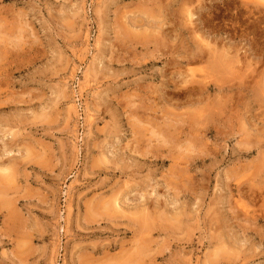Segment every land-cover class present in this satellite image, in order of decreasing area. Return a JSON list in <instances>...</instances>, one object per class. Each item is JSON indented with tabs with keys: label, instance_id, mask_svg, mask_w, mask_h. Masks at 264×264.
<instances>
[{
	"label": "rangeland",
	"instance_id": "obj_1",
	"mask_svg": "<svg viewBox=\"0 0 264 264\" xmlns=\"http://www.w3.org/2000/svg\"><path fill=\"white\" fill-rule=\"evenodd\" d=\"M0 264H264V0H0Z\"/></svg>",
	"mask_w": 264,
	"mask_h": 264
}]
</instances>
